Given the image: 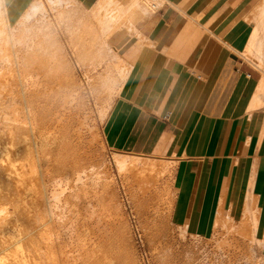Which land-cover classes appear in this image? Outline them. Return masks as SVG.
<instances>
[{"label":"crops","instance_id":"obj_1","mask_svg":"<svg viewBox=\"0 0 264 264\" xmlns=\"http://www.w3.org/2000/svg\"><path fill=\"white\" fill-rule=\"evenodd\" d=\"M57 1L85 17L78 31L110 36L126 67L101 125L106 148L168 161L172 223L208 239L232 220L253 239L238 257L264 264V82L244 62L247 44L264 51V27L247 21L261 0Z\"/></svg>","mask_w":264,"mask_h":264},{"label":"rangeland","instance_id":"obj_2","mask_svg":"<svg viewBox=\"0 0 264 264\" xmlns=\"http://www.w3.org/2000/svg\"><path fill=\"white\" fill-rule=\"evenodd\" d=\"M34 1L36 0H31L21 10H16V8L13 9L16 5L9 6L8 0H0V31H4L2 35L0 32V72L5 75L15 72L16 76L25 78V84L19 85L22 92L42 94V99L48 98L49 100L56 92H59L64 97L61 96L59 100L62 102L64 100L66 108L70 110L79 108V122H81L79 126L83 124V128L80 127L81 142L84 146L82 157L84 168L82 169H85L84 172L80 169L82 173H79L80 181L76 186L70 187L65 178L59 179L58 177L55 178L56 180L47 181L52 183L48 187V194L49 198L51 197L53 209H51V214H48L49 232L36 234L39 237L36 242L39 251H37L39 254L36 263H53L51 258L45 257L48 252L45 244L51 240L49 245L54 248L57 264H64L63 261L65 264L69 262L70 264H84L79 256L77 242L80 237L77 233L80 230L78 214L81 208L89 204L95 207L96 213L102 216L110 212L113 226L115 225V229L120 231V234L124 232L122 242L136 253L139 264H245L247 260L242 256L238 257V253L242 252L238 250V243L240 242L239 244L243 246L242 243L249 239L241 236L240 233L231 232L235 224L232 220H228L229 224H225L226 229H222L221 233L208 239L190 235L172 223L170 219L172 171L168 161L146 155L117 154L110 152L104 145L101 125L118 94L126 71L123 63L114 53L112 43L109 41L110 36L106 38L101 36L99 39L96 34L90 33L86 37L87 41L74 42L71 38H76L84 31V27H81L80 32H76L78 24L85 17L83 18V15H80L71 5L67 8L64 1L60 3L57 0H37L41 6L36 8L33 4L29 8ZM66 9L68 17L64 20L62 14L64 10L66 12ZM148 9H152L151 4L148 5ZM251 13L247 21L252 27L248 29L253 30L256 24L264 27V0H261L257 9ZM87 44H90L91 48L85 51V54L84 48ZM244 51L252 55L251 61L244 60L246 66L255 69L261 75L263 83L264 51L261 52L260 49L250 44L246 45ZM41 62L45 65H37ZM10 64L13 65L10 66ZM67 67H70L72 71L70 75L76 82L74 86H72L70 77L65 78ZM4 88L7 89L6 86ZM0 94H5V90L2 89ZM5 98L6 95L0 97V101ZM27 108L28 105L25 103H15L6 107L4 109L6 112L4 111L5 114L3 118L1 117L3 120L1 125L10 128L20 126L29 114ZM96 132L99 133L98 138L100 139L94 136ZM117 155L132 160L156 163L159 166L153 172L156 177H154L153 189L151 188L158 197V215L151 209L145 212L147 215H142L136 209L129 195V186L133 184L132 173L129 170L118 168L114 161ZM51 190L56 194H52ZM12 203V201L0 202V220L4 218L8 220L15 215ZM99 203L103 205L99 206ZM156 216L159 218L156 219ZM100 222V230L97 229L99 231L95 232L103 235L106 229V232L109 230L106 225L108 222L104 220ZM155 222H157V228L162 231L160 236L154 235ZM240 229L243 230V228ZM153 238L160 241L158 253L161 254L160 257L158 254V261L154 259L152 253ZM249 241L252 242L253 239ZM245 243L247 245L248 242ZM59 257L63 259L62 262ZM92 263L97 264L95 261Z\"/></svg>","mask_w":264,"mask_h":264},{"label":"bare ground","instance_id":"obj_3","mask_svg":"<svg viewBox=\"0 0 264 264\" xmlns=\"http://www.w3.org/2000/svg\"><path fill=\"white\" fill-rule=\"evenodd\" d=\"M40 6V2L36 1L35 7L38 8ZM4 18H6L5 22L7 24L6 13ZM83 29L84 31L81 32L82 34L79 33L80 30L78 32L76 31L79 35L74 39L72 37V41H87L86 37L90 33H94L93 27L91 26H85ZM0 32L2 35L4 31ZM6 38L10 39V37L7 36ZM90 48V44H87L86 48H84V52H87ZM12 65L13 64H10V66ZM37 65L44 66L45 63L41 62ZM71 72L70 67H67L65 72L67 76H65V78L68 79L70 77L72 86H74L76 82L70 75ZM24 82L25 78L16 76L15 72H11L10 75H5L0 72V91L2 89L5 90V94H0V97L6 95V100L0 101V202L7 203L12 201L15 213V215L8 220L5 218L0 220V263L2 264H37L36 260L39 253L37 254L36 242L39 237H37L36 234H46L49 232L50 224L48 222V214H51V209H53L50 201L51 197L49 198L48 194V187L49 185L51 186L52 183L50 184V182L47 181L58 177L59 179L65 178L66 183L69 184L70 187L76 186L80 181V174L82 173H80V169L84 168V164H82L84 146L81 142L82 136L80 137V127L83 128V124L79 126V123H81L79 122V108L72 110L66 108L64 100L63 102L59 100L62 96L59 92H56L51 100L48 98L42 99V94H35V92H22L19 85ZM4 86H6L7 89H5ZM15 103H25L28 105L27 110L29 114L27 119H23V122H21L18 127L10 128L5 125V127H3L1 125L3 122L1 117L6 112L4 109ZM94 136L98 138L99 133L96 132ZM114 161L119 169H126L132 173L133 184L129 186V195L136 209L142 215L146 214L145 212H148L150 209L158 215V197H156V192L152 191V187L154 177H156L153 175V172H155L154 170H157L159 166L156 163L132 160L122 157L121 155L115 156ZM51 192L52 194H56L55 191L51 190ZM101 205L99 203V206ZM104 207L103 209H105ZM107 207L108 206H106V209ZM58 217H60V215ZM78 217L80 225V230L77 232L80 236L77 239L79 244L78 250L79 256L82 258L84 264H93L92 261H95V263L97 262V264H139L136 253L131 247L126 246L122 242V234L124 232L120 234V231L115 229V225L113 226L110 212L102 216L96 213L95 207H91L88 204L86 207L81 208ZM157 217L158 216H156V219ZM100 220H104L106 223L108 222L106 225L109 230L106 232V229L103 235H100V232H95L99 229ZM94 221L95 224H93ZM225 223H228V220H225ZM104 229L105 228H103V230ZM154 229V235L160 236L162 231L157 228V222L154 224ZM49 242L47 241L45 244L46 250L48 249V254L46 253L45 257L51 258L53 261L52 264H57V257L53 251L54 248L49 245ZM152 242L153 257L158 261V243L160 241H158L157 238H153ZM48 245L51 248L48 247ZM65 255L67 256V254ZM77 256L78 254L76 257ZM59 258L62 262L63 259H61V257ZM63 262L65 264V261ZM66 262L68 261L66 260ZM67 264H70V262Z\"/></svg>","mask_w":264,"mask_h":264}]
</instances>
